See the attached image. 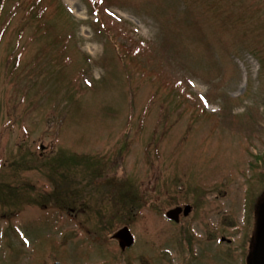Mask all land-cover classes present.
Here are the masks:
<instances>
[{"label": "rangeland", "instance_id": "1", "mask_svg": "<svg viewBox=\"0 0 264 264\" xmlns=\"http://www.w3.org/2000/svg\"><path fill=\"white\" fill-rule=\"evenodd\" d=\"M37 1L40 26L23 2L0 30V264L127 204L147 227L164 188L264 178V0Z\"/></svg>", "mask_w": 264, "mask_h": 264}, {"label": "flooded vegetation", "instance_id": "2", "mask_svg": "<svg viewBox=\"0 0 264 264\" xmlns=\"http://www.w3.org/2000/svg\"><path fill=\"white\" fill-rule=\"evenodd\" d=\"M258 143L252 160L264 168V139ZM253 179L239 190L192 188L184 195L186 189L175 188L173 197L164 188L157 222L148 218L145 227L146 205L127 204L115 215L108 212L103 224L80 221L78 235L67 236L68 245L65 237L60 242L48 236L49 252L36 247L13 264H264V178ZM79 207L86 211L84 200ZM123 228L130 234L116 236ZM145 242L152 243L151 251L145 252Z\"/></svg>", "mask_w": 264, "mask_h": 264}, {"label": "trees", "instance_id": "3", "mask_svg": "<svg viewBox=\"0 0 264 264\" xmlns=\"http://www.w3.org/2000/svg\"><path fill=\"white\" fill-rule=\"evenodd\" d=\"M24 1L25 0H23V2ZM94 1H97V0H94ZM2 2H3V0H1L0 3H2ZM23 2L21 3V2L18 1L17 5H15V6L13 5L12 8H11L12 10H10V12H7L6 17H5V21H4L3 24H1V29L0 30H3V32L1 31V33H4V30L6 29L7 24L9 22L8 19H10V17H12L11 16L12 14H16L17 13V11L19 9L18 7H20V5L23 4ZM24 3H27V2H24ZM38 5H39V2L37 0H30L29 3H27V6H26V8H27L26 13L28 14V16L31 15V17H32L30 22L38 21V26H40V22L39 21H40V17L42 15H41V12H40L41 9L38 8ZM3 7H4V3H3L2 8H0V12L3 10ZM126 193H128V192H126Z\"/></svg>", "mask_w": 264, "mask_h": 264}, {"label": "water", "instance_id": "4", "mask_svg": "<svg viewBox=\"0 0 264 264\" xmlns=\"http://www.w3.org/2000/svg\"><path fill=\"white\" fill-rule=\"evenodd\" d=\"M175 211V210H173ZM129 231L127 230V228H123V230H120L119 232L116 233V236H126V235H129ZM262 237H264V226L262 228V231H261V234H260ZM121 243H125L123 241H120Z\"/></svg>", "mask_w": 264, "mask_h": 264}, {"label": "bare ground", "instance_id": "5", "mask_svg": "<svg viewBox=\"0 0 264 264\" xmlns=\"http://www.w3.org/2000/svg\"><path fill=\"white\" fill-rule=\"evenodd\" d=\"M94 48V47H93ZM95 49V48H94Z\"/></svg>", "mask_w": 264, "mask_h": 264}]
</instances>
